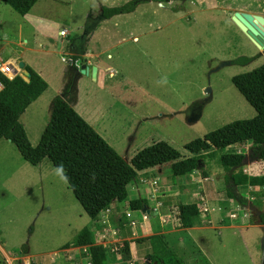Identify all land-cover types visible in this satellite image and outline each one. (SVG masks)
Segmentation results:
<instances>
[{"label":"crops","instance_id":"obj_1","mask_svg":"<svg viewBox=\"0 0 264 264\" xmlns=\"http://www.w3.org/2000/svg\"><path fill=\"white\" fill-rule=\"evenodd\" d=\"M46 1L38 0L22 17L33 30L32 51L46 49L48 39L56 38L60 40L57 54L62 61L65 62L67 58L71 68L80 71L76 66L79 63L85 71L83 75L99 83L101 95L94 101L95 116L84 118L79 113L89 111V108H85L80 101L78 89L69 96L62 92L58 94L61 93L59 97L126 162L146 145L158 141L170 145L173 141L170 134L160 136L159 132L173 120L184 133L199 138L232 121L251 119L256 115L231 83V77L244 73L242 71L247 66L251 71L264 64V51L255 47L231 18L239 13L264 19V0H170L180 3L178 8L164 7L161 3L160 7L159 3L149 0L130 13L114 15L105 20L100 19L101 7H119L130 0H90L99 12L92 21H88L87 0H64V9L66 11V7H69V16H72L71 9H74L81 17H86L82 24L71 28V33L59 29V22L44 15L42 5ZM79 30L83 32L78 33ZM72 31H76V34L72 35ZM85 40L88 41L87 45L82 44ZM26 43V39L22 41V44ZM27 50L30 49L24 48L20 53H14L10 60L19 66L22 64L23 68H30L48 88L49 78L46 80L43 70L23 59V51ZM71 58L76 61L73 63ZM230 92L248 105L250 112L247 115L233 112L234 102ZM213 96L216 98L213 99ZM218 97L221 100L216 103ZM225 116H229V119L220 123ZM106 117L123 119L118 124ZM125 135L129 137L125 138ZM165 166L169 164L139 172L136 179L141 175L155 174ZM192 174L180 177L170 175L177 184L161 195L174 198L172 203L182 204L193 226L200 219L196 216L192 219L188 208L193 203L181 193L189 184ZM162 178L166 179V176ZM137 188L141 187L138 185ZM130 191L129 188L128 193ZM140 191L136 190L138 193ZM136 192L131 191V196H136ZM135 199L146 201L139 211H131L128 206L129 201ZM158 205L149 192L141 197L127 196L121 203L110 204L105 214L93 221L94 234L97 238L110 241V233L116 235L119 221L124 228L123 234L112 240L128 244L130 264H139L140 253L141 257L156 253L165 264H180L177 253L182 251L184 241L181 240L180 246H177L171 240L169 242L167 236L193 227H175L172 223L173 208L158 213L159 221L155 224L151 215L159 211ZM145 218H148L147 222H144ZM141 226L149 232L145 237L147 252L143 250L145 246L136 240ZM127 227L131 228V235L126 233L129 230ZM88 230L92 233V230ZM100 244L105 249L107 260L106 243ZM78 248L82 247L62 248L64 258L57 262L77 264L73 259L77 256ZM83 248L88 259L87 248ZM145 260L149 261L147 258Z\"/></svg>","mask_w":264,"mask_h":264},{"label":"rangeland","instance_id":"obj_2","mask_svg":"<svg viewBox=\"0 0 264 264\" xmlns=\"http://www.w3.org/2000/svg\"><path fill=\"white\" fill-rule=\"evenodd\" d=\"M87 1L88 21H92L99 15V12L92 1ZM179 4L169 2L163 6L178 8ZM64 6V0H47L45 4L43 3L44 9L42 10L44 15L60 23L59 29H66L71 33V28L82 24L86 17H81L82 15L74 9H71L72 16H69V7H66L65 11ZM158 6L162 5L159 3ZM0 28V36L3 40L0 43L2 57L7 59L14 53H20L24 48L30 49L23 51V59L41 68L46 80L49 78L46 91L32 102L19 118L31 146L38 144L40 135L49 122L53 102L61 95L58 92L69 96L78 89L80 101L85 104V108H89V111H86L88 113L79 112L81 116L87 118L88 115H96L93 112L96 103L94 101L100 98V85L90 77L81 74L78 69L71 68L67 58L65 62L62 61L61 56L57 54L60 40L48 39L46 49L40 52L32 51L34 48L32 28L3 2L0 5ZM74 34L76 31H72V35ZM25 39L28 43L22 44ZM6 40L11 41L12 44H7ZM85 41L83 45H87L88 41ZM249 68L245 67L242 72H249ZM229 94L234 102L233 112L241 113L240 115L243 116L247 115L250 112L248 105L232 92ZM225 96L227 97V93ZM215 98L213 96V99ZM219 100H221L220 97L216 99V103ZM228 117L222 118L220 123L228 120ZM106 118L118 124H121L123 119L122 117ZM172 122L168 124V127L164 126L160 129V136L170 134L173 140L170 146L176 149L182 157H190L191 155L183 149V145L198 137L184 133L174 120ZM96 130L100 132L99 129ZM124 137L127 138L129 135ZM223 153L243 154L245 158L240 170L248 175H264V145L258 146L247 142L231 146ZM170 175L169 166L162 167L155 174H145L135 179L130 190L132 192L142 190L139 193L136 192L134 198L141 197L147 192L155 197V201L159 203V211L151 215L155 224L159 221L158 213L162 210L171 211L173 208L172 223L174 222V226L179 228L178 205L172 203L174 198L161 195V193L164 195L167 188H172L177 184L175 179L169 177ZM224 175L216 159L203 156L198 169L191 175L189 184L181 190L182 195H186L190 203H193L188 208L192 219L196 216L200 222L191 225L193 227L191 230L181 229L180 233L167 236L168 241L171 240L177 246H180L181 240L184 241L182 251L177 253L180 264H198L200 259L201 262L206 259L209 264H264V187L239 189L238 194L246 201L241 205L226 198L227 185ZM165 176L166 179H163L162 177ZM153 182L155 185L152 184ZM138 185L141 188L138 189ZM131 191L128 197L133 198ZM156 193L158 196H155ZM200 199L203 202L200 203ZM202 205L207 208V211L202 212ZM119 216L116 215L118 218ZM147 221L148 218H145L144 222ZM117 223L119 228L116 235L110 233L112 239L123 234L124 228L120 226L121 222ZM130 227H127L129 230L126 229V233L131 235ZM82 228L92 230L91 245L106 243L108 252L106 264H130L129 252L125 243L97 238L93 231V221L86 216L67 189L59 172L51 167L48 160L32 166L21 158L10 142L0 140V264H59L57 260L64 258L61 249L71 243ZM141 229L136 240L140 245L145 246L143 250L147 252L145 237L149 232L145 231L144 226H141ZM83 247L76 250L77 256L73 261L76 260L77 264L89 263ZM141 254H139V264H150L145 260V258L148 260V256L141 257Z\"/></svg>","mask_w":264,"mask_h":264},{"label":"trees","instance_id":"obj_3","mask_svg":"<svg viewBox=\"0 0 264 264\" xmlns=\"http://www.w3.org/2000/svg\"><path fill=\"white\" fill-rule=\"evenodd\" d=\"M19 16L23 17L38 0H1ZM149 0H130L119 7L100 8V19L134 11ZM166 5L170 0H152ZM184 2L185 0H171ZM74 63L76 59L71 58ZM28 81L15 76L11 80L0 78V140L9 141L28 164L36 166L48 160L63 178L67 189L83 209L86 216L96 221L110 204L121 203L127 196L131 183L139 172L169 164L175 177L195 172L200 159L206 156L216 159L227 185L226 198L239 204L245 199L238 194L244 187H264V175H248L240 170L245 156L241 153H223L234 145L251 142L264 145V64L231 77V83L255 110L251 119L235 120L202 137L183 145L191 156L182 155L163 141L155 142L139 151L126 162L123 160L63 99L57 97L52 105L50 119L43 129L38 144L31 146L19 118L25 109L47 89L38 74L25 67ZM146 205L143 199L129 201L131 211H139ZM180 227H191L185 207L177 206ZM87 247L90 264H106L105 249L91 245L90 232L82 228L69 247ZM126 248L128 244L125 243ZM150 264H165L156 253L148 255ZM183 264V263H182ZM198 264H209L206 259Z\"/></svg>","mask_w":264,"mask_h":264},{"label":"water","instance_id":"obj_4","mask_svg":"<svg viewBox=\"0 0 264 264\" xmlns=\"http://www.w3.org/2000/svg\"><path fill=\"white\" fill-rule=\"evenodd\" d=\"M233 23L242 31L255 47L264 51V19L259 16H252L246 14L236 13L232 16ZM23 67V65H20ZM76 66L80 69V73L84 74L85 71L80 68L79 63ZM29 76V75H28Z\"/></svg>","mask_w":264,"mask_h":264},{"label":"built area","instance_id":"obj_5","mask_svg":"<svg viewBox=\"0 0 264 264\" xmlns=\"http://www.w3.org/2000/svg\"><path fill=\"white\" fill-rule=\"evenodd\" d=\"M2 1L0 0V5ZM1 29V28H0ZM1 36H0V42H1ZM18 76L20 77L23 81L27 82L28 81V73L24 70L23 67H20L17 64H14L10 58L4 59L2 55L0 54V78L3 77L7 80H11L13 77ZM3 85L0 80V91L2 90ZM152 184L155 185V182ZM203 202L202 199H200V203ZM202 212L207 211V208H204L202 205ZM90 264V263H87Z\"/></svg>","mask_w":264,"mask_h":264}]
</instances>
